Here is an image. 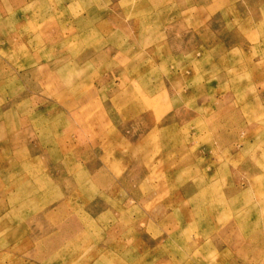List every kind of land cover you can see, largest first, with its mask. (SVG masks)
Segmentation results:
<instances>
[{
  "label": "rangeland",
  "instance_id": "rangeland-1",
  "mask_svg": "<svg viewBox=\"0 0 264 264\" xmlns=\"http://www.w3.org/2000/svg\"><path fill=\"white\" fill-rule=\"evenodd\" d=\"M0 264H264V0H0Z\"/></svg>",
  "mask_w": 264,
  "mask_h": 264
}]
</instances>
